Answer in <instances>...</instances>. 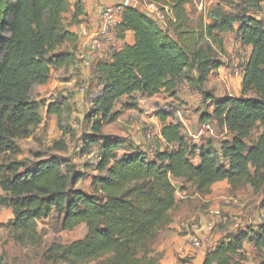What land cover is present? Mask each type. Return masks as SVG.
<instances>
[{
	"label": "trees",
	"instance_id": "trees-1",
	"mask_svg": "<svg viewBox=\"0 0 264 264\" xmlns=\"http://www.w3.org/2000/svg\"><path fill=\"white\" fill-rule=\"evenodd\" d=\"M156 1L170 6L173 16L169 26L176 36L148 12L125 5L117 23V38L132 31L134 43L93 64L101 90L91 101L88 118L93 120L94 134L87 136L86 143L87 147L97 143L98 169L104 173L92 177V193L76 187L81 174L57 156L33 166L21 161L0 164V187L5 193L0 195V207L13 212L8 225L16 241L40 244L38 220L52 211L60 214L63 230L82 224L87 227L82 239L52 243L47 260L67 264L96 260L98 264H160L161 255L154 246L160 233L173 222L178 205L174 181L191 184L201 195L210 194L222 181H227L232 191L248 184L255 192L264 189V23L256 14L246 13L259 11L264 0H219L210 9V23L201 32L183 30L189 21L186 5L190 0ZM221 3L242 12L225 11ZM72 6V22H80L84 13L80 1L72 5L70 0H0V154L7 150L10 139L26 137L29 128L41 122L39 106L30 100L34 84H45L52 66L63 68L77 61L75 50L58 49L78 40L64 23ZM234 32L244 46L251 47L243 90H254L258 97L216 98L204 89L212 72L221 67L216 58L218 51H225L221 36ZM200 38L208 42L200 44ZM183 76L215 104L213 114L202 117V122L219 118L232 137L220 149L211 141L201 147L190 145L181 124L173 119V111L159 109L161 135L168 147H174L152 156L140 149L119 154L117 141L102 135L117 101L137 92H172ZM63 113L62 103L48 104L47 114L61 118ZM257 125L262 131L249 146L246 140ZM58 145L67 149L65 142ZM197 151L199 160L194 162L191 155ZM247 242L256 250L264 249V222L256 228L237 229L218 240L207 251L203 264H247ZM3 261L0 256V264ZM179 261L187 262L185 258Z\"/></svg>",
	"mask_w": 264,
	"mask_h": 264
},
{
	"label": "rangeland",
	"instance_id": "rangeland-1",
	"mask_svg": "<svg viewBox=\"0 0 264 264\" xmlns=\"http://www.w3.org/2000/svg\"><path fill=\"white\" fill-rule=\"evenodd\" d=\"M70 1L72 5L75 3L73 0ZM136 1L138 6L143 7L146 12L155 17H157V11L164 13L165 23L162 19L157 21L176 36L169 26L173 16L169 5L164 1L158 3L156 0H135L134 2ZM218 4L219 0H190L186 5L189 21L183 30L204 31L211 21L210 9ZM221 7L225 11L242 12L241 8L235 9L225 3H221ZM246 13L256 14L257 18L262 19L264 23V4L259 11L248 10ZM69 21L70 12L64 16V23L67 26ZM117 30L116 26V32ZM221 37L225 51H218L216 54L221 67L212 72L204 89L213 93L216 98L258 97L254 90H243L245 65L251 55V47L244 46L235 32L225 33ZM199 42L206 44L208 39L200 38ZM116 44L117 42L113 45ZM69 46H71L70 42H66L58 49L71 52ZM82 88H84L83 91ZM100 90L101 87L95 78L94 66L89 70L79 69L74 65L63 68L52 66L48 81L45 84H34L30 92V100L39 106L41 122L32 125L26 137L8 141L7 150L0 154V164L21 161L27 166H33L42 159L57 156L65 159L81 174L82 177L76 187L86 193H92V177L104 173L98 169L97 143L90 147H87L86 143L87 136L94 134L93 120L88 118L92 108L91 101L100 93ZM51 102L63 104L64 113L61 118L47 114V106ZM159 109L173 111V119L181 124V132L190 145L196 144L201 147L211 141L216 148L220 149L222 143L232 137L219 118L209 119L206 123L202 122V117L213 114L215 104L213 101L206 100L204 94L199 89L193 88L184 76L179 79L177 87L172 92L162 91L158 94L137 92L122 97L109 114L111 119L105 122L102 135L117 141L120 147L119 154L130 149L143 150L147 155L156 154L160 147H166L161 144L159 137L163 126L157 116ZM261 131V127L257 125L246 140L249 146L258 140ZM61 142L66 143V150L59 148L58 144ZM173 147L174 145H171L167 148ZM198 154L197 151L191 155L194 162L199 160ZM174 183L177 191L186 192L187 197L178 196L179 203L173 212V220H184L188 224H197L199 227L204 222H215L213 228L209 229L210 234L213 235V241L217 237L219 240L224 238L232 230L248 226L256 228L264 222V189L255 192L248 184L232 191L229 183L224 181L215 184L210 194L201 195L186 183H182V180H176ZM3 194L5 193L0 187V195ZM212 209L219 210L221 216L227 220H215L210 213ZM182 211L186 213L182 215ZM13 217L11 209L0 207V256L4 258L3 264H67L47 260L48 247L52 243H72L82 239L87 233V227L84 224L73 230H63L60 214L52 211L48 216L38 220V231L42 236V242L38 245H24L15 240L8 225ZM168 231L169 228L160 233L154 246L156 253H158V244L165 238ZM182 233L184 232H180ZM244 251L247 264H260L264 259V249L256 250L253 243L247 242ZM98 262L96 260L86 264H98Z\"/></svg>",
	"mask_w": 264,
	"mask_h": 264
},
{
	"label": "crops",
	"instance_id": "crops-1",
	"mask_svg": "<svg viewBox=\"0 0 264 264\" xmlns=\"http://www.w3.org/2000/svg\"><path fill=\"white\" fill-rule=\"evenodd\" d=\"M74 2L80 1L83 5V14L80 15V22H72V15L74 13V6L70 11V23L67 26L68 30L80 34L82 30L85 28L89 33L93 32L99 23V10L102 6L105 5H121L123 4V0H73ZM136 4L137 1L135 2ZM137 6L140 10L146 12L143 7ZM121 21V18L119 22ZM88 37L78 36V40L76 43H71L69 48L71 51L77 52L78 49L82 46L83 42ZM135 41L134 33L132 31H126L124 33L123 38H118L116 45H110L104 48L101 58H108L112 52L116 49H121L125 44H132ZM162 129V128H161ZM159 137L161 139V144H164L166 147H160L159 151H164L168 144L165 142L161 135V130L159 132ZM163 146V145H162ZM150 150V149H149ZM152 156V154H151ZM224 182V181H222ZM222 182H218L220 184ZM216 184V185H217ZM188 186L194 187L191 184H187ZM195 190V189H194ZM186 192L180 193L176 192L177 201L179 203V195L181 198L187 197ZM197 193V192H196ZM184 194L183 196H181ZM198 194V193H197ZM186 211H182V215H184ZM213 227L209 226L208 222H204L201 227L197 224H188V222L182 220L178 221L176 219L169 226V231L165 238L158 244V253L161 255L160 264H181L179 259L185 258L187 262L185 264H203L207 251L212 249L216 242H218L219 238L213 241V235L210 234V230ZM236 230H232L234 232ZM180 232H184L180 234ZM199 235L201 239V243L198 247L193 245L191 240L193 235ZM160 251V252H159Z\"/></svg>",
	"mask_w": 264,
	"mask_h": 264
},
{
	"label": "built area",
	"instance_id": "built-area-1",
	"mask_svg": "<svg viewBox=\"0 0 264 264\" xmlns=\"http://www.w3.org/2000/svg\"><path fill=\"white\" fill-rule=\"evenodd\" d=\"M135 0H123L121 5H105L99 10V23L96 29L89 33L85 28L80 32L78 36L88 37L82 44V46L76 52L77 61L74 64L75 67L83 70H89L94 62L101 59V54L107 46L113 45L117 42L116 26L121 18L123 7L125 5H131L137 7ZM153 6V5H152ZM157 17L151 14L155 19L161 20L165 23V14L156 12ZM84 88H82V91ZM210 213L214 216L215 220L224 221L227 218L221 216V212L217 209L210 210ZM209 226L213 227L215 222H208ZM193 245L198 247L201 243L200 236L195 234L191 238Z\"/></svg>",
	"mask_w": 264,
	"mask_h": 264
}]
</instances>
